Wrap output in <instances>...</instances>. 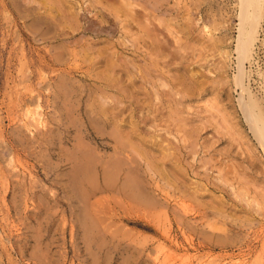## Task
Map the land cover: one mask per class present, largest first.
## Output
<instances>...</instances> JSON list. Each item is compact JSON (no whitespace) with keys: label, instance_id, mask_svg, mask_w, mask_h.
<instances>
[{"label":"rangeland","instance_id":"rangeland-1","mask_svg":"<svg viewBox=\"0 0 264 264\" xmlns=\"http://www.w3.org/2000/svg\"><path fill=\"white\" fill-rule=\"evenodd\" d=\"M51 3L0 0V264H264V154L238 106L239 90L231 83L236 69L238 0H65V11L73 3L71 11L78 12L72 22L61 20V12ZM262 6L264 10V0ZM261 14L254 58L245 66L250 71L248 90L264 105V11ZM137 15L147 16V24L143 18L140 23ZM51 17L57 19L55 23ZM204 25L212 37L228 39L231 68L224 79L209 66L211 60L223 57H212L213 40ZM132 40L136 41L131 44ZM106 49L134 73L129 91L140 92V100L148 103L140 102L135 116L141 134L169 143L173 151L174 163L145 173L151 183L147 188L159 201L150 206L111 190L87 194L86 199L85 190L73 183L72 170L84 162L80 157L87 145L97 146L92 155L100 165L104 148L97 137L108 136L112 128L102 126L92 110L107 101L104 105L114 107L113 111L123 110L118 119L129 125L132 105L117 102L120 95L115 89L97 80L95 62ZM139 83L144 89H139ZM146 92H152L147 101ZM183 117L192 127L204 124L202 135L213 142L215 165L203 164L210 154L196 151L202 138H187L172 126L183 122ZM187 140L195 143L193 154L182 152L185 148L180 145H188ZM111 152L106 149L103 155ZM219 162L254 184L247 183L249 196L236 183L221 194L199 178L208 168L209 182H222ZM169 166L174 174L166 172ZM254 191L263 197L256 199Z\"/></svg>","mask_w":264,"mask_h":264},{"label":"bare ground","instance_id":"bare-ground-1","mask_svg":"<svg viewBox=\"0 0 264 264\" xmlns=\"http://www.w3.org/2000/svg\"><path fill=\"white\" fill-rule=\"evenodd\" d=\"M47 1H52V7H55L58 11L61 12V20H64L67 22H72L73 20H76V15L78 16V12L74 13L73 11H71V8L73 7L72 4L68 5L70 7H68L69 9L67 11H65L67 9V7L65 6V0H47ZM125 2V1H124ZM262 2L263 0H238V9H239V13H238V28H237V38H236V44L234 46V52L236 53V57H235V72L232 75V82L235 86V88L237 90H239V95L237 98V102H238V106L240 107V111L243 114V118H245V121H247V124L249 126V129L253 135V137L256 139L257 144L260 145L261 147V152L264 154V105L261 104L257 97H255L254 94H252L248 89V84L247 80L248 77L250 76V71L246 69V63L247 62H251V60H253V53H254V49H255V45H256V40H257V35L258 30H259V24L261 22H259V18H261L260 16L262 15L261 13H263V6H262ZM49 3V2H48ZM111 3V2H110ZM127 3H129L127 1ZM125 4V3H124ZM130 4V3H129ZM128 5V4H127ZM126 5H124L125 7ZM82 7V6H81ZM122 9V6H119ZM129 7V6H126ZM132 7V6H131ZM130 8V7H129ZM50 9V8H49ZM52 9V8H51ZM128 9V8H126ZM129 11V9H128ZM50 12V11H49ZM121 12V11H120ZM126 12V11H125ZM138 12V11H137ZM48 13V12H47ZM53 13V12H52ZM116 13V12H114ZM117 13L118 10H117ZM123 14V12H121ZM120 13V15H121ZM134 13V12H133ZM136 13V12H135ZM139 13V12H138ZM136 13V14H138ZM37 14V13H36ZM51 14V13H50ZM57 14V13H55ZM126 14V13H125ZM54 16V14H52ZM116 14H113V16ZM124 15V14H123ZM129 15V14H126ZM133 15V14H132ZM145 15V14H144ZM74 16V17H73ZM104 16V15H103ZM119 16V14H118ZM131 16V15H130ZM143 16V15H142ZM141 18L137 15L136 18H140L137 19L138 21H140V23H143L142 21V17ZM37 17V16H36ZM64 19H63V18ZM79 17V16H78ZM116 17V16H115ZM30 18V17H29ZM52 18V17H51ZM50 18V19H51ZM120 16L117 18L119 19ZM129 18V17H126ZM125 18V20H126ZM132 18V16H131ZM135 18V19H136ZM147 18V16H146ZM145 17L144 19V23H146ZM53 22L56 21V18H52ZM56 19V20H54ZM116 19V20H117ZM134 19V20H135ZM35 20V19H34ZM45 20V19H44ZM48 20V19H47ZM87 20V19H86ZM90 20V19H89ZM104 20V19H103ZM119 19V23H120ZM59 21V20H58ZM101 21V20H100ZM44 23V22H43ZM55 23V22H54ZM58 23V22H57ZM122 23V22H121ZM126 23V22H125ZM127 26L128 25H125ZM132 23H136L137 26L134 27L135 28H142L141 24L140 27L139 24L137 22H132ZM60 24V23H59ZM128 24V23H126ZM131 24V23H129ZM147 24V23H146ZM50 25V24H49ZM48 25V26H49ZM133 24H131L132 27ZM62 26V25H59ZM65 26V25H63ZM122 26V24H121ZM143 26H146L143 24ZM52 27V26H51ZM92 27V26H91ZM98 27V26H97ZM131 27L128 28V30L131 29ZM133 27V28H134ZM111 28V27H110ZM115 28V27H114ZM119 28V27H118ZM126 28V27H125ZM133 28L131 30H133ZM146 28V27H145ZM145 28H142L141 30H145ZM205 29V34H207V36H209L211 34V39L213 40L212 43V48L211 50L215 53H211V55H219L223 57V60L221 58H219V60L217 62L212 61L211 60V64H209V66H213V68L215 69V75H217V77L219 79H224L226 77H228L227 74V69L230 65V55H231V51L228 48V44H227V38L223 35L222 37H212V32L208 33V25H204L203 27ZM51 28H48V30ZM88 29V28H87ZM94 29V28H93ZM127 29V28H126ZM111 30V29H110ZM125 30V29H124ZM127 30V31H128ZM77 31V30H76ZM116 31V29H115ZM121 31V30H120ZM119 31V32H120ZM207 31V32H206ZM210 31V30H209ZM49 32V31H47ZM123 32V31H122ZM126 32V30L124 31ZM130 33V32H128ZM140 33V32H139ZM258 33V34H257ZM57 34V32H56ZM64 34V33H63ZM62 34V35H63ZM68 34V33H67ZM126 34V33H125ZM209 34V35H208ZM61 35V34H60ZM131 35V34H130ZM138 35V34H136ZM215 35V34H214ZM73 36V35H72ZM140 36V35H139ZM137 37V36H136ZM144 37V35H143ZM156 37V36H155ZM122 38V37H121ZM123 39V38H122ZM126 38H124L125 40ZM131 39V38H129ZM138 39H141V37H139ZM137 39V40H138ZM145 39V38H144ZM55 40V39H54ZM127 40V39H126ZM135 42L136 40H132ZM158 41L157 40H154ZM167 41V40H166ZM210 41V40H209ZM51 42V41H50ZM114 42V41H113ZM121 42V41H120ZM123 42V41H122ZM131 42V41H130ZM138 42V41H137ZM226 42V43H225ZM84 44V43H83ZM82 44V45H83ZM115 44V43H113ZM130 44V43H129ZM127 44V45H129ZM161 44V43H160ZM68 45V44H67ZM135 45V44H134ZM155 45V44H154ZM141 46V45H140ZM101 47V46H100ZM117 46L115 45V48ZM123 46H121L122 48ZM157 47V46H156ZM132 48V47H131ZM67 49V48H66ZM117 49V48H116ZM115 49V50H116ZM127 49H130V47H128ZM136 49V48H135ZM233 50V49H232ZM111 51V50H110ZM118 51V50H117ZM152 51V50H151ZM157 51V50H156ZM163 51V49H162ZM116 52V51H115ZM126 52V51H125ZM86 53V52H84ZM256 53V52H255ZM122 54V53H120ZM205 54V53H204ZM204 54L201 55V57H204ZM99 56L97 57L98 60H96V67L97 68V80L99 83H101L102 85H104L105 88H110V89H115L116 93L118 95H120V97L118 98L117 102H129L132 105V108L129 110V125L126 124H122L121 122H123V118L118 119L119 115L122 114L123 110L122 109H117V111H113L114 107L109 108L110 106H105L107 104V101L104 102H100L95 109L92 110V112L97 116V121H99L102 126H106L108 127L109 125L112 127L111 130H108V136H104V137H97L98 140L100 139V146L102 148H104L103 153L105 154L106 149L111 150L112 152L108 155H103V153H101V156L98 161H100V166L98 168V166H96V161L94 162V160H96V157H93V153L96 152L97 150V146L96 147H92V145L90 146H86L85 148H88L87 150H83V157L84 158V162L83 163H78L79 165H77L76 163V169L72 170L74 173V182L75 185H78L77 187H80L82 189H84L85 191H83V197H85L87 199V194H94L95 192H102V191H109L111 190L112 192H115L117 194H120L123 198L129 200V201H133L136 204L139 205H145V206H150L152 204H155L154 202H159L158 200H156L154 197V194L152 192V190H150L149 188H147V184L149 183L148 179L145 177V173L149 174V171H157L159 169L160 166H165L167 163H174V155H172V152L170 151V146L169 143L165 144V142L162 144L160 141H152L147 139L145 136H143L141 134V130L140 127L138 126V120L135 119L136 113L138 111V107L139 104L143 103L145 106L148 103H145L144 101L140 100V95L139 93L137 94H133V90L129 91V87L134 86V73H131L127 67V65H122L117 63V61L113 58L114 56V52L108 53V49H106V52H99L98 54ZM212 55V57H213ZM256 55V54H255ZM119 56V55H117ZM121 56V55H120ZM124 56V55H123ZM126 56V55H125ZM143 57V56H142ZM127 58V57H126ZM145 58V56H144ZM129 59V58H128ZM127 61H130L128 60ZM134 59V58H133ZM147 59V58H146ZM155 59V58H154ZM220 59L222 61H220ZM52 60V59H51ZM40 61V60H39ZM46 61V60H45ZM120 61V60H119ZM56 62V61H55ZM126 62V61H125ZM221 62V63H220ZM254 62V61H253ZM50 63V62H49ZM130 63V62H129ZM135 63V62H134ZM134 63L132 65H134ZM157 63V62H156ZM220 63V64H219ZM148 65V64H147ZM204 65V64H203ZM130 66V65H129ZM150 66V65H148ZM44 67V66H43ZM147 67V66H146ZM158 67V66H157ZM132 68H136L133 67ZM159 68V67H158ZM161 68V67H160ZM231 68V67H229ZM259 68V67H258ZM142 69H144L142 67ZM208 70L210 69L209 67L207 68ZM138 71V70H137ZM143 71V70H142ZM145 71V70H144ZM147 71V69H146ZM145 71V72H146ZM139 72V71H138ZM86 73V72H85ZM125 73V80L127 82H124V78H123V74ZM150 73V72H149ZM154 73V72H153ZM152 73V74H153ZM161 74V73H160ZM140 75V74H139ZM138 75V76H139ZM155 75V73H154ZM158 75V74H157ZM155 75V77L157 76ZM142 76V75H141ZM146 76V75H145ZM147 76H150L149 74H147ZM160 76V75H159ZM123 78V79H122ZM141 78V77H140ZM147 78V77H146ZM161 77H159L158 79H160ZM164 78V77H162ZM167 78V77H166ZM142 79V78H141ZM145 79V78H144ZM146 80V79H145ZM150 80V79H148ZM143 81V80H142ZM152 81V80H150ZM146 82V81H145ZM153 82V81H152ZM158 82V80L156 81ZM164 82V80H163ZM162 82V84H163ZM166 82V80H165ZM149 83V82H147ZM222 83V82H220ZM146 84V83H145ZM154 84V82H153ZM161 84V85H162ZM160 85V87H161ZM139 89H144L143 87V83H139L138 84ZM146 86H148V84H146ZM163 86V85H162ZM205 86V85H204ZM152 87V86H151ZM133 88V87H132ZM136 88V87H135ZM167 88V86H166ZM166 88H162L163 90H165ZM211 88V87H210ZM223 89V87H221ZM86 89V88H85ZM99 90V89H98ZM151 90V89H150ZM159 90V89H158ZM161 90V89H160ZM220 90V89H219ZM106 91V90H105ZM149 91V90H148ZM152 91V90H151ZM223 91V90H222ZM154 92V91H153ZM221 92V91H220ZM79 93V92H78ZM101 93V92H100ZM152 93V92H146V95L144 93V100L148 98V94ZM157 93V91H156ZM245 93H247V95H244ZM107 94V93H106ZM155 94V92H154ZM175 94V93H174ZM219 94V93H218ZM223 94V93H222ZM82 95V94H81ZM153 95V94H151ZM158 95V94H156ZM141 96V97H143ZM146 96V97H145ZM219 96V95H217ZM155 97V96H154ZM177 97L179 96V93L177 95ZM175 98V97H174ZM90 99V97H89ZM153 99V98H152ZM156 99V98H155ZM114 100V99H113ZM159 100V99H158ZM116 101V100H115ZM147 101V100H145ZM173 101V100H172ZM184 101V100H182ZM141 102V103H140ZM153 103V102H152ZM183 103V102H182ZM105 104V105H104ZM135 104V105H134ZM120 105V104H119ZM134 105V106H133ZM160 107V106H159ZM150 109V108H149ZM172 111V110H171ZM183 111V110H182ZM157 112V111H155ZM179 112V110H178ZM181 112V111H180ZM15 113V112H14ZM227 113V112H226ZM226 113L222 114V118L224 121H227V115ZM77 114V113H76ZM94 115V116H95ZM175 115V114H173ZM69 116V115H68ZM154 116V115H153ZM162 116V115H161ZM212 116V115H211ZM227 116V117H226ZM93 117V116H92ZM140 117V116H139ZM167 117V115H166ZM170 118V116H168ZM205 117V116H204ZM218 117V116H217ZM35 118V117H34ZM96 118V117H95ZM167 118V119H169ZM184 121L177 123V121L173 124L168 123L166 124L167 126V131H171V129L173 127H175L176 130L181 131L183 134H185L187 136V138L196 135L199 138H202V141L200 142V148H198L196 146V151H205L207 153L210 154L211 157H209L208 159H202V163L203 164H209L210 165H215L216 164V160L214 158V154L211 153V147L213 146V142H210V139L208 136H203L202 135V130L204 129V124H200V128L199 127H192V124L188 125L187 121L188 119H186L185 117H183ZM160 121V119H158ZM96 121V120H95ZM157 121V120H156ZM164 121V118H163ZM205 121V120H204ZM219 121V120H218ZM207 122V121H206ZM221 122V121H220ZM223 122V121H222ZM234 122V121H233ZM144 123V122H143ZM155 123V122H153ZM157 124V123H156ZM205 128L208 124H210V122L208 121V123H205ZM231 124V123H230ZM99 125V124H98ZM140 125V124H139ZM173 126L172 128L170 126ZM149 126V125H147ZM223 126V125H222ZM150 127H152L150 125ZM220 127V126H219ZM230 127V126H229ZM102 128V127H101ZM217 128V127H216ZM104 129V128H103ZM152 129V128H151ZM159 129V128H157ZM221 129V128H220ZM219 129V130H220ZM52 130V129H51ZM162 130V129H161ZM166 130V129H165ZM164 130V132H165ZM225 130V129H224ZM174 131V130H173ZM227 131V129H226ZM161 132V131H160ZM214 132V131H213ZM228 132V131H227ZM238 132V131H237ZM107 133V130H106ZM168 133V132H167ZM229 133V132H228ZM239 133V132H238ZM225 135V134H224ZM154 136V135H153ZM216 136V135H215ZM218 136V135H217ZM227 136V135H226ZM224 136V137H226ZM220 137V136H219ZM239 137V136H238ZM84 138V137H83ZM221 139V138H218ZM223 139V138H222ZM84 139H82L83 141ZM163 140V139H162ZM226 140V139H225ZM96 141V139H95ZM94 141V142H95ZM166 141V139H165ZM188 141V140H187ZM228 141V140H227ZM163 142V141H162ZM181 142V141H180ZM185 142V141H183ZM189 142V141H188ZM229 142V141H228ZM76 143V142H75ZM87 143V142H86ZM241 143V142H240ZM256 143V142H255ZM78 144V143H77ZM76 144V145H77ZM90 144V143H89ZM111 144V145H109ZM254 144V143H253ZM79 145V144H78ZM258 145V146H259ZM29 146V145H28ZM75 146V144H74ZM194 146L195 143L192 140V142H189L188 145H185L184 143L180 145V147H184V149H182V152L186 155L191 154L194 151ZM231 146V145H230ZM83 147V146H82ZM158 147V150H155ZM187 148V149H186ZM225 148V147H224ZM100 149V148H99ZM176 149V148H175ZM179 150V149H178ZM251 150V149H250ZM253 150V149H252ZM74 151V150H73ZM224 151V150H223ZM77 152V151H76ZM79 153V151H78ZM97 153V152H96ZM180 155L184 156L180 151H179ZM194 153V152H193ZM192 153V154H193ZM225 153V152H224ZM81 154V153H80ZM88 154V155H87ZM95 154V153H94ZM231 154V152H230ZM74 155V154H73ZM91 155V157H90ZM118 155H122L123 157H119ZM222 155V154H221ZM236 155V154H234ZM245 155V154H244ZM75 156V155H74ZM97 156V155H96ZM106 156V157H105ZM161 156V157H160ZM194 157V155H192ZM251 156V155H250ZM258 156V155H257ZM76 157V156H75ZM160 157V158H159ZM239 157V156H238ZM73 158V157H72ZM71 158V159H72ZM99 158V157H98ZM197 158V157H195ZM214 158V159H212ZM254 158V157H251ZM258 159V158H257ZM79 160V159H78ZM142 160L146 163V165L144 166ZM182 160V159H181ZM201 160V157L200 159ZM74 161V160H73ZM76 161V160H75ZM93 161V163H92ZM97 161V163H98ZM254 161V160H253ZM259 161V160H258ZM263 161V160H262ZM81 162V161H79ZM186 162V161H185ZM251 162V161H249ZM260 162V161H259ZM191 164V163H189ZM237 164V163H236ZM241 164V163H240ZM160 165V166H159ZM238 165V164H237ZM181 166V165H180ZM180 166L178 167V169H180ZM187 166V165H186ZM189 166V165H188ZM219 168H220V178L222 180V182L220 183H215L209 182V179L207 176V171H210L207 169L205 177L202 175L199 178H204L206 179V181H208L209 184H211V187L216 190L215 192L219 191V193H225L228 192L226 189L228 187V185L232 184V183H236L237 186H239V190L241 191L242 194H247L248 191V187H247V183H249V185H252L253 183L250 184V182H247V180H245L244 177H241V174H236L233 172V170H231V168H226L225 165L223 164V162H219ZM253 167V166H251ZM203 168V167H202ZM144 169V170H142ZM184 169V168H183ZM186 171V169H184ZM218 170V169H216ZM168 174L172 173L174 174V171L172 169V167L170 168V166L167 168L166 171ZM214 172V171H213ZM212 172V174H213ZM157 173V172H156ZM193 173V172H192ZM231 173H234L233 175ZM239 173V171H238ZM153 174V172H152ZM158 174V173H157ZM217 174V172H216ZM197 175V174H196ZM258 175V174H257ZM164 176H166L164 174ZM199 176V175H198ZM251 176V175H250ZM150 177V176H149ZM155 177V176H154ZM167 177V176H166ZM179 177V176H178ZM253 177V176H252ZM219 178H217L218 180ZM157 180V179H156ZM168 180H171V177L168 175ZM228 180L230 181V183H228ZM152 181V180H150ZM159 182V180H157ZM204 181V180H203ZM153 182V181H152ZM178 182V181H177ZM205 182V181H204ZM9 184V183H8ZM72 184V183H71ZM151 184V183H150ZM148 184V185H150ZM205 185V183H204ZM254 185V184H253ZM74 185L72 184V187ZM207 186V185H206ZM210 186V185H209ZM76 187V188H77ZM150 187V186H149ZM203 187V185H202ZM208 187V186H207ZM206 187V188H207ZM154 188V187H153ZM164 188V186H163ZM256 188V187H254ZM152 189V188H151ZM209 189V188H208ZM207 189V190H208ZM200 191V189H198ZM202 190V189H201ZM238 190V191H239ZM80 191V190H79ZM203 191V190H202ZM230 191V190H229ZM237 191V189H236ZM81 192V191H80ZM161 192V191H160ZM208 192V191H207ZM255 192V191H254ZM209 193V192H208ZM230 194V193H229ZM237 194V193H236ZM241 194V195H242ZM249 194V193H248ZM247 194V195H248ZM255 198L257 199V197H263L259 192H255L254 193ZM112 195V194H111ZM165 195V194H164ZM250 195V194H249ZM248 195V196H249ZM178 196V195H177ZM194 196V195H193ZM237 196V195H236ZM239 196V195H238ZM237 196V197H238ZM194 197H199L198 195L194 196ZM201 197V196H200ZM233 197V196H232ZM112 198V196H111ZM115 198V197H113ZM220 198V197H219ZM230 198V197H229ZM254 198V197H252ZM116 200H118L116 198ZM166 200V199H165ZM206 200V199H205ZM234 200V199H233ZM243 200V199H242ZM261 200V199H260ZM85 203V199L83 200ZM99 201V200H98ZM171 201V200H170ZM244 201V200H243ZM257 201V200H256ZM88 202V200H87ZM207 202V200L205 201ZM219 202L221 203V199H219ZM217 202V203H219ZM223 202V201H222ZM254 202V201H253ZM258 202V201H257ZM237 203V202H236ZM262 203V202H261ZM87 204V203H86ZM89 204V203H88ZM130 204V203H129ZM157 204V203H156ZM159 204V203H158ZM248 204V203H247ZM255 204V203H254ZM165 205V204H164ZM123 206V205H122ZM132 206V205H131ZM155 206V205H153ZM213 206V205H212ZM223 206V205H222ZM227 206V205H226ZM236 206V205H235ZM92 207V206H91ZM90 207V208H91ZM221 207V205H220ZM219 207V208H220ZM137 208V206H136ZM211 208V207H210ZM209 208V209H210ZM218 208V209H219ZM243 208V207H242ZM249 208V207H248ZM131 209V208H130ZM149 209V208H148ZM96 210V208H95ZM225 210V209H224ZM94 211V210H93ZM222 211V210H221ZM236 211V210H235ZM180 212V211H179ZM246 212V211H245ZM95 213V212H94ZM186 213V212H185ZM192 213V212H191ZM113 214V213H112ZM116 214V213H115ZM141 215V214H140ZM171 215V214H170ZM183 215V214H182ZM255 215V214H254ZM96 217V216H95ZM98 218V217H97ZM96 218V219H97ZM101 219V218H100ZM104 219V218H103ZM123 219V218H122ZM103 222V221H102ZM258 224V223H257ZM218 226V225H217ZM215 227V226H214ZM98 229V228H97ZM165 231V230H164ZM210 233V232H209ZM157 239V238H156ZM247 241V240H246ZM243 242V241H242ZM194 244V243H193ZM203 246V245H202ZM240 247V246H239ZM132 248V247H131ZM157 248V247H156ZM230 248V247H229ZM210 250V249H209ZM248 256V255H247ZM194 258V257H193ZM208 259V258H207ZM231 260V259H230ZM258 260V259H257ZM200 261V260H198ZM222 261V260H221ZM229 261V260H228ZM233 261V260H232ZM196 262V261H195ZM243 263V262H242Z\"/></svg>","mask_w":264,"mask_h":264}]
</instances>
